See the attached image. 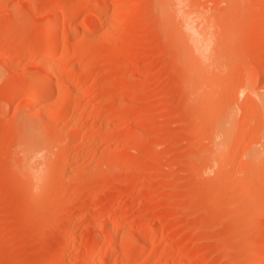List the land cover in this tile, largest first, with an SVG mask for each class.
I'll return each instance as SVG.
<instances>
[{"label":"rangeland","instance_id":"1","mask_svg":"<svg viewBox=\"0 0 264 264\" xmlns=\"http://www.w3.org/2000/svg\"><path fill=\"white\" fill-rule=\"evenodd\" d=\"M180 1L0 0V264H264V0Z\"/></svg>","mask_w":264,"mask_h":264},{"label":"bare ground","instance_id":"2","mask_svg":"<svg viewBox=\"0 0 264 264\" xmlns=\"http://www.w3.org/2000/svg\"><path fill=\"white\" fill-rule=\"evenodd\" d=\"M172 1V0H171ZM173 4L176 5V4H180L181 1L180 0H173ZM186 1V0H185ZM183 3H184V0H183ZM168 5V4H166ZM169 6V5H168ZM166 6V7H168ZM207 11V10H206ZM205 11V12H206ZM208 12V11H207ZM210 12V11H209ZM202 14L204 12H201ZM200 14V13H199ZM205 15V14H204ZM196 16V15H195ZM203 16V15H202ZM202 16H200L199 18H201ZM196 18V17H195ZM193 19L192 21V26L194 28V31L196 32L195 33V36L193 38V46L192 48L193 49H202V48H205L206 45H207V42L209 40H211L213 38L214 33L212 31V29L215 31V26H212L209 22V24H207V22L205 23L204 20L205 18L203 19L202 17V20L203 21H199L198 19ZM198 18V17H197ZM201 20V19H200ZM213 24V23H212ZM57 25V24H56ZM54 25V24H51L47 30L45 31V33L48 35V34H51V33H54V31H56L57 29V26ZM214 25V24H213ZM216 25V24H215ZM214 27V28H212ZM217 27V26H216ZM219 27H218V31H219ZM216 35H217V32H216ZM58 44V43H57ZM205 59L207 60H211V52H208L206 51L205 53ZM46 59V58H45ZM48 60V59H47ZM44 61V59H43ZM45 62V68H46V77L45 79L43 80H40V81H37L35 82V84H42V83H45L46 81H48V79H51L52 75H53V67H51L47 61H44ZM263 69H264V66H263ZM262 70V69H261ZM264 71V70H263ZM261 72V71H260ZM261 74V73H260ZM264 74V72L262 73ZM264 76V75H263ZM251 81V80H250ZM251 83L249 84V87L250 90H252L253 92L255 90L251 89ZM46 90V89H45ZM44 90V92H45ZM51 91V90H50ZM42 93H43V88H42ZM46 93V92H45ZM44 93V94H45ZM49 93V91H48ZM42 95V94H40ZM39 96V95H37ZM37 96H35L34 98H32V103L36 101V99L38 98ZM235 111V110H234ZM230 116H226L227 119L221 123H219V128H218V132L217 134H215V146H216V149L217 148H222L223 145L225 144V141L226 137H228L230 131H231V127L233 126V121H234V112H232L231 114H228ZM237 115V114H236ZM235 115V116H236ZM225 117V118H226ZM215 131V130H214ZM217 131V130H216ZM214 135V134H213ZM50 141V140H49ZM48 145H51V144H48L46 142V136L43 134V132L40 130V128L36 125H30L27 129V132L25 134V139H24V142H23V146L21 148V154L23 156V167L25 166V168L27 169L26 171L29 172L30 174H38L41 170V165H42V160L43 158L47 155V153L49 152V146ZM21 147V146H20ZM51 151V150H50ZM43 166V165H42ZM23 170V168H22ZM25 170V169H24ZM45 171V169H44ZM29 174V175H30ZM31 175V176H32ZM43 176V175H42ZM41 176V177H42ZM34 177V176H33ZM36 177V175H35ZM34 177V178H35ZM36 182V181H35ZM34 182V183H35ZM37 183V182H36ZM116 234V233H115ZM117 239V234L114 236V239L115 240ZM95 245V244H94ZM97 245V244H96ZM95 247V246H94ZM102 247V246H101ZM99 248V247H98ZM109 249V248H108ZM98 250V249H97ZM101 252L102 251H107L106 247H102L99 249Z\"/></svg>","mask_w":264,"mask_h":264}]
</instances>
